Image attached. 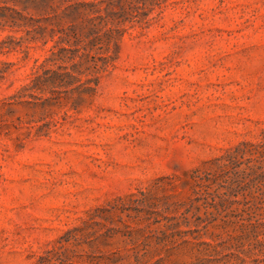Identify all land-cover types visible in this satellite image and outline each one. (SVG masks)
<instances>
[{"label":"rangeland","instance_id":"rangeland-1","mask_svg":"<svg viewBox=\"0 0 264 264\" xmlns=\"http://www.w3.org/2000/svg\"><path fill=\"white\" fill-rule=\"evenodd\" d=\"M0 264H264V0H0Z\"/></svg>","mask_w":264,"mask_h":264},{"label":"trees","instance_id":"trees-1","mask_svg":"<svg viewBox=\"0 0 264 264\" xmlns=\"http://www.w3.org/2000/svg\"><path fill=\"white\" fill-rule=\"evenodd\" d=\"M108 57H109V55L101 57V59L106 61L108 59ZM102 66H104V65H102ZM100 67H101V65H100Z\"/></svg>","mask_w":264,"mask_h":264}]
</instances>
